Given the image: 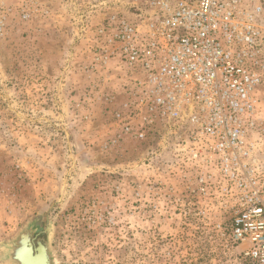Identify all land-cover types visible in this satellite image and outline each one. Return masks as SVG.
<instances>
[{
	"label": "rangeland",
	"instance_id": "374dc122",
	"mask_svg": "<svg viewBox=\"0 0 264 264\" xmlns=\"http://www.w3.org/2000/svg\"><path fill=\"white\" fill-rule=\"evenodd\" d=\"M89 1L0 0V264L31 221L55 264H250L229 213L205 199L206 214L168 212L136 170L145 147L112 142L125 74L114 60L83 70L76 21L97 41L103 19Z\"/></svg>",
	"mask_w": 264,
	"mask_h": 264
},
{
	"label": "built area",
	"instance_id": "2783aa9c",
	"mask_svg": "<svg viewBox=\"0 0 264 264\" xmlns=\"http://www.w3.org/2000/svg\"><path fill=\"white\" fill-rule=\"evenodd\" d=\"M97 6V41L82 35L88 15L76 26L84 71L114 60L125 74L112 142L145 147L136 170L168 212L212 202L242 257L264 264V0H92L87 13Z\"/></svg>",
	"mask_w": 264,
	"mask_h": 264
},
{
	"label": "water",
	"instance_id": "95a60500",
	"mask_svg": "<svg viewBox=\"0 0 264 264\" xmlns=\"http://www.w3.org/2000/svg\"><path fill=\"white\" fill-rule=\"evenodd\" d=\"M38 228L35 221H31L9 240L5 248V261L9 264H55L48 238L41 241L32 235Z\"/></svg>",
	"mask_w": 264,
	"mask_h": 264
},
{
	"label": "bare ground",
	"instance_id": "6f19581e",
	"mask_svg": "<svg viewBox=\"0 0 264 264\" xmlns=\"http://www.w3.org/2000/svg\"><path fill=\"white\" fill-rule=\"evenodd\" d=\"M24 245H26V244H24Z\"/></svg>",
	"mask_w": 264,
	"mask_h": 264
}]
</instances>
